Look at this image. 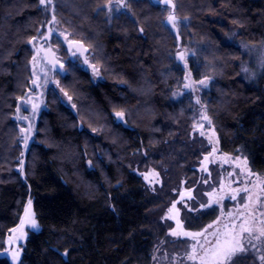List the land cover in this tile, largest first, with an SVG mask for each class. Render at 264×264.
<instances>
[{
	"label": "trees",
	"instance_id": "1",
	"mask_svg": "<svg viewBox=\"0 0 264 264\" xmlns=\"http://www.w3.org/2000/svg\"><path fill=\"white\" fill-rule=\"evenodd\" d=\"M173 2L176 17L186 21L179 28L181 44L198 48L188 67L193 80L212 79L206 107L220 151L239 149L250 169L264 176V67L243 80L241 52L228 40L233 34L248 45L264 40V0ZM106 3L52 0L55 25L70 41L82 42L102 80L80 69L58 76L71 82L79 113L49 100L38 124L42 141L28 148L18 173L21 149L11 116L25 76L31 77L29 41L45 15L39 0H0V264H10L2 255L4 242L29 199L39 231L29 235L19 264H149L163 233L154 212L170 204L173 188L196 167L191 103L169 101L183 67L173 58L164 11L148 0H130L129 13L109 24L98 12ZM115 111L126 114V128L113 121ZM137 161L142 168H164L159 195L134 173Z\"/></svg>",
	"mask_w": 264,
	"mask_h": 264
},
{
	"label": "rangeland",
	"instance_id": "2",
	"mask_svg": "<svg viewBox=\"0 0 264 264\" xmlns=\"http://www.w3.org/2000/svg\"><path fill=\"white\" fill-rule=\"evenodd\" d=\"M117 1L118 0L111 1V4L113 5V10L111 12H109L107 9L103 11L105 20L109 24L113 18L118 17L122 13H125V14L129 13L128 3L130 0H126L123 6H120L117 3ZM51 5H47V6L41 5V8L45 15L44 22L40 27L42 28V33H44L45 25L49 21V13H50L49 11H50ZM160 8L164 11V16L162 19V22H163V20L168 14V10L163 7H160ZM55 31L59 36L64 37V35H61L62 33L68 36L66 31L58 26L55 27ZM233 35L230 38H228V40H229V43H233L236 47H238L241 52V58H242L240 62L241 77L243 80L251 81L260 74V72L262 71L264 67V40L260 42L259 44L248 45L243 41L235 40ZM67 41H70V39L68 38ZM51 48L53 52L55 53L58 62L64 66L66 73L71 74L74 69L81 68V64L77 59H75V64L71 65L73 67L68 66L69 64L68 57L66 55V52L63 46L60 44L59 41L57 42L53 40L51 44ZM181 50L184 54V64L181 65L183 67V76H182V80L180 81V84L178 85V87L171 90L170 95H169V101L171 103H178L183 99L190 101L191 103V106L189 108L190 113H191L190 115V119H191L190 138L191 140H194L197 142L200 156L197 160L196 167L194 168L193 173L190 174L189 172L190 175H187L186 177L182 179V181H186L188 185L180 181V185L178 187L175 186L173 188V190L171 191V195H173V197L175 198H178L177 193L174 190L182 191L185 188H192L196 190L193 192V195L197 196V199L199 200L200 196L197 195V193H200L203 190H205L206 186L204 185L203 181L204 179L209 178L208 172H211V177L209 178L210 183L212 181H218L220 179V175L218 174H223L226 177L228 171L234 170V164L231 161L228 164L222 163V160L219 157L221 156V154H224V153L220 151L219 144H216L215 147L218 149V152L214 154L213 157H210V161L204 162V167L208 169V172H205L202 170V162L204 161V156L207 155L208 152L211 151V147H212L211 145H209V141L207 138L212 133L211 131H209L207 122L201 119L202 114H206L208 116L205 96L209 92L212 79L204 77L198 81H195L193 80L192 75L188 70L190 61L196 58L197 52H198V48L194 42H191V43L182 42ZM173 58L175 59L176 64L180 65L176 59V51H174ZM87 60L93 66L94 71H95L94 76L89 73L91 78L94 81L102 80V78L99 75L100 74L99 67L92 60L91 54L87 56ZM28 74H30V71L28 72ZM33 75L40 79V83L38 84L39 87H37L42 96L40 104L38 105L36 111L33 112L32 105L35 104V102H32L29 104L28 98L32 95H36V92L31 91L29 87L31 85L32 78L29 75L28 77L25 76L24 82L27 84L26 88L22 89L21 97L18 99V103L15 109L13 110V114L11 116L15 129L17 131V142L21 149L19 159L17 160V166L15 167V171L18 173L22 172L21 169H23V164L21 165L20 161H23L24 154L27 152L28 148L32 144L42 141L44 133L42 129L38 128V124H39V120H40L42 112L47 111L49 100H54L55 102L58 101L63 107L67 108L70 112H72L75 115L79 113L78 111L79 100L74 95V88L72 87L71 82L61 83L59 81L58 75L56 74L51 75L49 71L46 69L42 70L40 66L36 64V60L34 61V64H33ZM205 78H207L206 85H201L198 83L199 81ZM185 84H188L189 87L185 88L184 87ZM65 92L67 93V96H65L64 94ZM69 96L71 97V100L68 99ZM197 100H199V103H197ZM73 104L75 105V108L72 107ZM18 108H19V111H17ZM116 112L118 111L113 112L111 115L113 118V121L116 124H119L122 127L126 128L128 126L126 114L123 112L124 118L118 119L115 116ZM25 117H27V119H24ZM94 117L98 119V116H94ZM199 124H204L205 136L200 135V129L198 127ZM29 125H31L32 127V131L30 133H23L20 131L22 128L27 129ZM212 130H214L215 132L213 125H212ZM39 134L40 136L38 137L37 135ZM25 135L28 136L27 147H25V142L23 139ZM214 139H217L216 132H215ZM21 153H23V155H21ZM236 155H241L242 157H245L240 152H237L235 154H230L229 156H236ZM137 164L138 165L136 166L134 173L138 177L141 178V180L143 181L145 185L146 190L153 196L159 195L160 192L158 190L162 187V185L165 184L164 181L162 180V172H164V168H162L160 164H157V167L154 166V167H146V168H142V166L139 165L138 161H137ZM86 165L88 169H91L90 162H87ZM246 167L250 169L248 161H247ZM156 168H159V169H156ZM150 171H155L159 173L158 182H157V179H154L151 176L149 177V180L144 179L143 174H147ZM235 171H239V169H235ZM259 176L262 179H264L263 175H259ZM241 179H243V177H241ZM252 181L253 183L248 184L247 186L250 189H252L254 195H258L261 198H264V191L261 190L260 184L256 182L255 176L252 177ZM230 183H231L230 179L225 180V184H226L225 192L229 194H230V189L227 187V185ZM232 187H236V185H232ZM239 187L243 188L244 185L241 184L239 185ZM240 195L244 196L246 194L241 192ZM238 200H239V197H238ZM27 203L28 201L26 202L24 207L27 205ZM236 204H237L236 201H231L228 198V196H225V199L223 200V210L225 214H227V212L229 211L235 212ZM198 206L199 205H197V207ZM258 206L259 205H257V207ZM24 207H23V210H24ZM23 210H22L20 217L23 215ZM163 210H166V208L164 207ZM163 210L157 209L154 212L156 216L154 217V222L155 224L163 227V233L159 238L155 239V242H154V245L151 251V257H150L149 264H181V261H183V264H193V262L189 261L186 256V251L189 250L191 242L187 241L186 238L184 237H174V236L169 235V227L170 226L174 227L175 224H174V221H165L161 219V216L163 215ZM31 211L33 212L32 205H31ZM202 213L203 214L200 215L198 220L193 221V227L191 230H197L201 225H206L210 223L212 220L216 218L217 215L220 214V211L219 209H217L214 212L209 209H204L202 210ZM204 215H207L208 217H210L209 221H207L206 223H202L200 221L201 217ZM20 217H19V221H20ZM181 217L185 220L189 219V217H186L183 215V212L181 213ZM33 218L36 220L35 215ZM19 221L15 227L19 225ZM36 223H37V220H36ZM23 231L25 235L22 236L19 240H14L11 244L7 243L9 238L13 236H19L20 233L19 232L11 233L9 231L6 237V240L4 242L5 246H4V252L2 255L8 259L10 264L20 263L22 251H23L24 245L29 235L31 233L38 232L39 226L33 229L31 228L30 225L26 224ZM16 252H19V256L18 258L13 259V254ZM240 264H260V262L256 258V256L249 255L246 259L242 260Z\"/></svg>",
	"mask_w": 264,
	"mask_h": 264
},
{
	"label": "snow or ice",
	"instance_id": "3",
	"mask_svg": "<svg viewBox=\"0 0 264 264\" xmlns=\"http://www.w3.org/2000/svg\"><path fill=\"white\" fill-rule=\"evenodd\" d=\"M159 2L175 7L172 5V0H159ZM51 3L52 0H39V4L42 6L51 5ZM119 4L124 5V0H119ZM105 9L109 12L113 10L111 0H108V3L100 7L98 12H103ZM52 20L55 21L54 14ZM168 22L171 23L173 27H176V17L174 14H169ZM140 31H143V29H140ZM50 35L51 29H49L48 34L38 30L37 36L32 37L29 43L36 40H43L45 43H48ZM61 35H64L65 40H68L66 34L62 33ZM68 42L70 45L76 44L78 48H83L82 42ZM179 58L183 59V55H180ZM35 59L36 57L34 56L33 60L35 61ZM85 63H87V60ZM53 67H55V64H53ZM61 67H63V65H61ZM31 83L39 87L36 79H33ZM198 83L206 85L207 78ZM184 87L188 88L189 85L185 84ZM64 94L67 96L66 92ZM68 99L71 100V97L69 96ZM197 103H199V100H197ZM37 107L36 104L32 105L33 112L36 111ZM72 107L75 108V105L73 104ZM17 111H19V108ZM115 116L118 119H123L124 113L118 111L115 113ZM24 119H27V117ZM201 119L207 122L209 131L212 133L207 137L209 145L212 146L211 151L204 156V161L202 162V170L208 172V169L204 167V162L210 161V157H213L214 154L218 152L215 145L219 143V140L218 138L214 139L215 132L212 130L211 118L206 114H202ZM198 127L200 129V135L205 136L204 124H199ZM20 131L23 133H30L32 127L29 125L27 129L22 128ZM23 139L25 147H27L28 136L25 135ZM237 152H239V149H237ZM21 155H23V153H21ZM219 158L222 160L223 164H228L230 161L233 162L234 170L228 171L226 177L223 174H218L220 175V179L218 181H212L211 183L209 182L211 172H208L209 178L203 181L206 186L205 190L197 193V195L200 196L199 200L197 196L193 195V192L196 191L195 189L185 188L182 191L174 190L178 198H174L170 204L166 206V210H163L161 219L165 221H174L175 226L169 227V235L184 237L187 241L191 242L189 250L186 251V256L193 264H240V262L249 255L256 256L260 264H264V198L254 195L252 189L247 186L253 183L252 177L255 176L256 182L260 184L261 190L264 191V179L258 174H254L251 169L246 167L247 157L221 154ZM20 163L22 165L23 161H20ZM235 169H239V171H235ZM143 175L145 180H149L151 176L157 179L158 182L159 173L155 171H150ZM241 177H243V179H241ZM226 179L231 180V183L227 185L230 189V194L225 192ZM182 183H186V181H182ZM241 184L244 185L243 188L239 187ZM232 185H236V187H232ZM241 192L246 195L241 196ZM225 196H228L231 201L237 202L235 212L229 211L225 214L223 210V200ZM31 204L32 201L29 199L27 205L24 207L23 215L20 217L19 225L9 230L11 233L19 232L20 235L10 237L7 243L11 244L14 240H19L24 236L25 233L23 230L26 224L30 225L33 229L38 227L36 220L33 218L34 213L31 211ZM197 205L199 206L197 207ZM257 205L259 206L257 207ZM204 209H209L213 212L219 209L220 214L210 223L201 225L197 230H191L193 221L199 219ZM182 212L183 215L189 217V219H183L181 217ZM63 255L67 257V250H65ZM18 256L19 252L14 253L13 259L18 258ZM181 264H183V261H181Z\"/></svg>",
	"mask_w": 264,
	"mask_h": 264
},
{
	"label": "water",
	"instance_id": "4",
	"mask_svg": "<svg viewBox=\"0 0 264 264\" xmlns=\"http://www.w3.org/2000/svg\"><path fill=\"white\" fill-rule=\"evenodd\" d=\"M125 1L126 0H124V3H125ZM148 1L152 6L163 7V8H166L168 10V14L165 17V19L163 20V25L165 28H167L170 31V33L174 39V42H175L176 59L180 65H183L184 64V54L181 50L182 44H181V37L179 34V28H180V25H185L186 21L181 20V19L176 17L175 7H172L171 5H165L163 3H160L159 0H148ZM117 3L119 4V0L117 1ZM172 5L175 6L173 0H172ZM120 6H123V5H120ZM170 13L174 14L176 17V27H173L172 24L168 22V16ZM53 14H54L53 13V5H51L50 13H49V21L46 23L45 29H44L45 34H48L49 29H51V35L49 37L48 43H45L43 40H36V41H32V43H29V46L31 47V50H32V57H31V62H30V75H31L32 80L36 79L37 83H39V81H40V79L38 77L33 75V62H34L33 57L34 56L43 62V64L48 68L49 73L51 75L57 74L61 79L65 78L64 67H61V64L57 61L56 55L51 48V40L52 39H55V40L60 42V44L63 46V48L66 52V55L68 56L71 63H74V59L78 58V60L81 63V69L80 70L82 72L90 73L91 75L94 76L95 71H94L93 66L90 65L88 63V61H87V63H85V61L87 60L86 56L88 55L87 48H85L84 45H83L82 49L78 48V46L76 44L70 45L69 42L67 40H65L64 37L59 36L55 31V21L52 20ZM39 31L42 32V28H39ZM34 42H38L39 45L37 47H35ZM180 55H183V59L179 58ZM53 64H55V67H53ZM31 85H33V84L31 83ZM37 91L39 92L38 89H37ZM39 94H40V92H39Z\"/></svg>",
	"mask_w": 264,
	"mask_h": 264
},
{
	"label": "flooded vegetation",
	"instance_id": "5",
	"mask_svg": "<svg viewBox=\"0 0 264 264\" xmlns=\"http://www.w3.org/2000/svg\"><path fill=\"white\" fill-rule=\"evenodd\" d=\"M34 45H35V47H37L38 45H39V43L38 42H34ZM36 60V64L38 65V66H40V68L43 70H48V68L43 64V62L42 61H40L39 59H35ZM49 71V70H48ZM39 83H40V81H39ZM39 83H37V84H39ZM30 87V90L31 91H34V92H36V95H32V96H30L29 98H28V103L30 104V103H32V102H35V104L38 106L39 104H40V101H41V99H42V96H41V93L39 94V92L37 91V87L36 86H34V85H30L29 86Z\"/></svg>",
	"mask_w": 264,
	"mask_h": 264
},
{
	"label": "bare ground",
	"instance_id": "6",
	"mask_svg": "<svg viewBox=\"0 0 264 264\" xmlns=\"http://www.w3.org/2000/svg\"><path fill=\"white\" fill-rule=\"evenodd\" d=\"M52 41V40H51ZM85 47V46H84ZM86 48V47H85ZM88 54H89V51H88ZM88 56V55H87ZM87 56H86V59H87ZM68 57V56H67ZM78 60V58H75ZM75 59H74V63H71L69 58H68V61L71 63V64H75ZM58 61V60H57ZM79 61V60H78ZM88 61V60H87ZM80 62V61H79ZM89 63V62H88ZM81 64V63H80ZM90 64V63H89ZM91 65V64H90ZM64 67V66H63ZM81 69V68H80ZM64 72H65V68H64ZM55 75V74H54ZM57 75V74H56Z\"/></svg>",
	"mask_w": 264,
	"mask_h": 264
}]
</instances>
